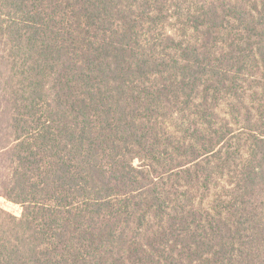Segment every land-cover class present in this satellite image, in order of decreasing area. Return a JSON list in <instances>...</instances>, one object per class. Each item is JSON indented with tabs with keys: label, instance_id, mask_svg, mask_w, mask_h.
Instances as JSON below:
<instances>
[{
	"label": "trees",
	"instance_id": "16d2710c",
	"mask_svg": "<svg viewBox=\"0 0 264 264\" xmlns=\"http://www.w3.org/2000/svg\"><path fill=\"white\" fill-rule=\"evenodd\" d=\"M0 264H264V0H0Z\"/></svg>",
	"mask_w": 264,
	"mask_h": 264
},
{
	"label": "rangeland",
	"instance_id": "374dc122",
	"mask_svg": "<svg viewBox=\"0 0 264 264\" xmlns=\"http://www.w3.org/2000/svg\"><path fill=\"white\" fill-rule=\"evenodd\" d=\"M0 208L17 217H20L22 215V208L20 206L14 205L13 203L7 201L2 197H0Z\"/></svg>",
	"mask_w": 264,
	"mask_h": 264
}]
</instances>
